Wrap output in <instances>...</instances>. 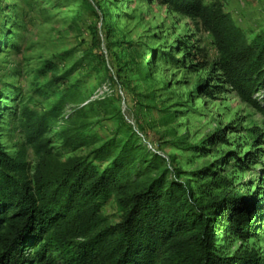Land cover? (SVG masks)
Returning <instances> with one entry per match:
<instances>
[{
  "label": "trees",
  "instance_id": "obj_1",
  "mask_svg": "<svg viewBox=\"0 0 264 264\" xmlns=\"http://www.w3.org/2000/svg\"><path fill=\"white\" fill-rule=\"evenodd\" d=\"M160 2L213 38L217 57L209 68L218 74L211 84L199 82L191 94L213 96L220 93V83L227 84L264 115V105L256 97L264 92V31L250 39L221 0ZM3 10L0 5V19ZM88 17L106 18L107 39L128 44L121 41L122 32L106 8ZM5 38L0 30V42ZM99 43L92 34L88 59H100ZM180 44L184 59L190 61L196 54L186 48L196 47ZM111 54L118 64L124 62L118 53ZM151 74L150 67H139L143 79ZM63 81L59 77L52 84ZM56 92L58 98L49 109L21 104L10 115L9 123H17L22 143L15 155L0 146V264H264L256 254L224 255L217 241L222 230L250 236L253 220L264 222V207L250 203L218 178H211L198 190L201 196L196 195L191 181H183L181 172L170 168L130 127H119L100 143L85 110L94 103L71 107L79 100L78 91ZM98 104L106 115H117L109 99ZM146 107L169 113L155 105ZM172 122L171 114L162 118L164 127ZM58 129L66 150L90 149L89 153L62 159L50 137ZM217 135L225 141L223 131ZM29 151L35 157L33 167ZM194 174L198 179L216 175L210 168ZM219 189L223 191L213 195ZM109 205L119 212L118 222L106 215Z\"/></svg>",
  "mask_w": 264,
  "mask_h": 264
},
{
  "label": "rangeland",
  "instance_id": "obj_2",
  "mask_svg": "<svg viewBox=\"0 0 264 264\" xmlns=\"http://www.w3.org/2000/svg\"><path fill=\"white\" fill-rule=\"evenodd\" d=\"M221 1L250 39L264 31V0ZM0 5L4 9L0 30L6 35L0 42V146L7 153L15 155L22 143L17 123H9L11 113L21 104L47 110L58 98L56 90L72 88L78 91L79 100L71 107H79L110 85L107 99L118 111L116 116L106 115L99 101L85 108L100 143L119 127H130L170 168L181 172L183 181H191L196 195L201 196L198 190L211 178H218L250 203L264 207V115L227 84L220 83L221 89L216 90L220 93L213 96L191 94L199 82L211 84L218 74L209 68L217 57L210 34L169 11L160 0H0ZM104 8L116 19L121 41L128 44L107 39L106 18L96 21L88 17L101 15ZM94 33L100 39L97 61L87 58ZM181 41L196 47L186 48L196 54L190 61L184 59ZM111 52L124 62L118 64ZM173 58L184 63L176 64ZM142 64L151 68L149 79L139 75ZM126 70L128 76L124 77ZM59 77L64 81L53 85ZM256 97L264 105V92ZM70 110L68 107L65 115ZM168 114L173 122L164 127L162 118ZM219 131L224 132L225 141L219 140ZM50 137L62 159L90 151L66 150L61 129ZM197 146L200 148L193 149ZM27 159L33 167L35 157L30 151ZM205 168L216 175L198 179L194 173ZM222 191L213 190V195ZM105 212L113 222L119 221L114 205ZM250 227V236L245 238L225 230L218 233L224 255L256 254L264 261V222L256 218Z\"/></svg>",
  "mask_w": 264,
  "mask_h": 264
},
{
  "label": "built area",
  "instance_id": "obj_3",
  "mask_svg": "<svg viewBox=\"0 0 264 264\" xmlns=\"http://www.w3.org/2000/svg\"><path fill=\"white\" fill-rule=\"evenodd\" d=\"M110 87H111L110 85H104L101 89H99V91L94 96L90 97V99L86 101V103L83 106H87L91 103H95L106 99L108 97V94L111 92ZM140 137L143 138V136ZM148 146L149 148L153 149L151 145L148 144Z\"/></svg>",
  "mask_w": 264,
  "mask_h": 264
}]
</instances>
